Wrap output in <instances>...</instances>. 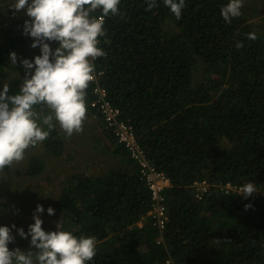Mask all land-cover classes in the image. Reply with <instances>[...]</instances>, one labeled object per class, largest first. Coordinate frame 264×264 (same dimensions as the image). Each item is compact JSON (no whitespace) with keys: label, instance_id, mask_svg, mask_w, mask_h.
Wrapping results in <instances>:
<instances>
[{"label":"trees","instance_id":"obj_1","mask_svg":"<svg viewBox=\"0 0 264 264\" xmlns=\"http://www.w3.org/2000/svg\"><path fill=\"white\" fill-rule=\"evenodd\" d=\"M227 2L186 0L177 19L163 0L151 9L147 0H121L119 13L105 18L99 37L105 54L92 63L104 72L109 98L171 186L165 246L156 242L158 228L147 215L150 191L138 165L91 106L89 82L85 117L104 127L94 140L108 168L98 175L71 173L47 206L65 229L95 237L91 264H167L169 258L176 264H264V197L220 190L229 181L264 190V0L245 2L230 23L221 15ZM7 10L15 22L0 33V86L15 94L25 70L10 62L9 53H18L19 44L28 58L40 52L28 53L32 43L17 31L23 19ZM250 32L257 38L249 39ZM47 109L36 106L38 112ZM54 125L43 147L45 155L60 157L67 144ZM44 169L43 157L31 155L25 173L36 177ZM203 178L211 186L197 199L192 184ZM10 210L8 201H0V220ZM9 247L25 250L30 238L18 235Z\"/></svg>","mask_w":264,"mask_h":264},{"label":"clouds","instance_id":"obj_2","mask_svg":"<svg viewBox=\"0 0 264 264\" xmlns=\"http://www.w3.org/2000/svg\"><path fill=\"white\" fill-rule=\"evenodd\" d=\"M157 0H147L149 9ZM177 19L182 16L186 0H163ZM121 0H13L11 7L23 10L29 19L23 32L32 39L31 47L39 48L34 58L18 60L10 52L13 65L21 64L25 75L19 92L9 94L7 85L0 86V170L24 158L26 150L46 140L55 127L53 121L71 135L80 131L86 116V89L93 79L92 61L104 55L99 37L105 34V18L118 14ZM244 0H228L221 8L223 19L230 23L242 13ZM100 10V15H94ZM256 39V33L247 34ZM51 42H57L53 48ZM238 43L237 47H241ZM50 111L41 115L36 106ZM257 187L253 182L241 185L239 193L245 198ZM247 207V205H246ZM49 215L55 208H47ZM42 204L33 211V223L27 231L0 224V264H91L97 253L95 237L76 235L59 221L55 230L42 227ZM13 229L21 238H30V247L10 248L15 240Z\"/></svg>","mask_w":264,"mask_h":264},{"label":"rangeland","instance_id":"obj_3","mask_svg":"<svg viewBox=\"0 0 264 264\" xmlns=\"http://www.w3.org/2000/svg\"><path fill=\"white\" fill-rule=\"evenodd\" d=\"M251 0H244L245 2ZM263 1V0H260ZM13 0H0V33L7 27V22L13 23L15 19L12 14L8 12V8L12 9L16 16L22 17L23 26L24 21L29 19L23 10L16 11L11 7ZM262 5V4H261ZM263 6H261L262 8ZM18 34L23 29H17ZM20 35V34H19ZM26 43H32L30 36L25 34ZM26 43L23 46L26 47ZM57 45V42H51V46ZM22 44H19V52L17 53L18 60L28 58L27 55L21 54ZM39 48H33L28 51L32 54L38 51ZM24 56V57H23ZM24 71L25 69L21 67ZM19 72H14L12 77H15ZM50 109L40 111L41 115H46ZM59 126L57 121H53ZM102 126L92 116L85 117L80 131H74L68 135L63 129L66 140V151L60 157H53L45 155L43 141L38 142L35 146H30L25 153V156L20 161H14L8 169L0 170V201H8L11 205L10 215L0 224L11 226L15 224L17 228L23 227L25 231L28 225L33 223V211L37 204H42L45 212L41 214L44 221L42 227L46 230H55L56 224H62V219L59 216L49 215L47 213V204L53 203L60 195L63 181L71 173L76 170L84 171L90 175L103 174L108 168L104 166L105 156L102 154L99 143L94 139L97 134L102 131ZM31 155H40L43 157L45 169L36 177L29 176L25 173V167L29 162ZM63 226V225H62ZM64 227V226H63ZM13 235L17 239V231L13 229Z\"/></svg>","mask_w":264,"mask_h":264},{"label":"built area","instance_id":"obj_4","mask_svg":"<svg viewBox=\"0 0 264 264\" xmlns=\"http://www.w3.org/2000/svg\"><path fill=\"white\" fill-rule=\"evenodd\" d=\"M103 71L94 66L92 90L94 98L91 106L99 113L105 123V127L111 129L119 143L123 144L130 157L138 165L141 177L144 179L151 198V208L147 215L152 224L158 228L156 242L166 246V228L169 220L166 191L171 186L169 176L147 157L142 149L134 127L129 122L122 119V112L115 106L108 96V91L101 82ZM194 195L197 199H203L208 193L211 183L207 179H196L192 184ZM241 184L226 182L220 185V190L224 193H239ZM249 197H264V190L257 188ZM242 195V194H240ZM143 226V222L139 223ZM167 264H176L173 259H167Z\"/></svg>","mask_w":264,"mask_h":264},{"label":"crops","instance_id":"obj_5","mask_svg":"<svg viewBox=\"0 0 264 264\" xmlns=\"http://www.w3.org/2000/svg\"><path fill=\"white\" fill-rule=\"evenodd\" d=\"M103 129H104V127H103ZM103 129H102V131H103Z\"/></svg>","mask_w":264,"mask_h":264}]
</instances>
